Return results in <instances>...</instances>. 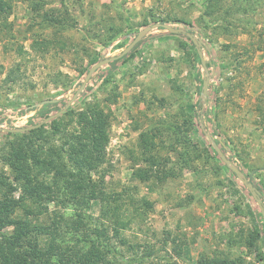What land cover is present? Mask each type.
<instances>
[{"label": "rangeland", "instance_id": "374dc122", "mask_svg": "<svg viewBox=\"0 0 264 264\" xmlns=\"http://www.w3.org/2000/svg\"><path fill=\"white\" fill-rule=\"evenodd\" d=\"M87 109L107 115L91 173L104 200L63 192L14 218H62L58 244L98 228L112 251L97 264H264V219L243 182L264 206V0H0V180L13 182L11 145L72 149Z\"/></svg>", "mask_w": 264, "mask_h": 264}, {"label": "trees", "instance_id": "16d2710c", "mask_svg": "<svg viewBox=\"0 0 264 264\" xmlns=\"http://www.w3.org/2000/svg\"><path fill=\"white\" fill-rule=\"evenodd\" d=\"M127 57L114 62V65H119ZM75 117L79 129L74 133L75 146L72 149L51 147L48 141L31 150L24 143L10 146L7 164L12 170L13 182L0 180V186L7 185L0 200V264H97L101 262L102 253L112 251L99 240L103 233L98 228L93 230L96 238L85 236L76 243L58 244L62 218H53L41 226L30 225L25 218H14L16 209L26 201L31 206L46 209L48 203H57L63 192L64 196L72 199L89 196L100 202L104 200L100 185L102 178L95 183L91 173L97 174L103 164L108 141L107 115L102 109H87ZM32 133L42 135L48 132L42 127ZM43 139L45 136L42 135L40 140ZM65 158L73 169L64 163ZM18 190L20 194L15 198L12 193ZM79 219L81 221L70 225L80 231L82 222L88 219L82 216ZM67 224L65 228L69 226ZM8 227L13 230L3 231ZM80 244H83V250L79 248ZM204 264L222 262L208 261Z\"/></svg>", "mask_w": 264, "mask_h": 264}, {"label": "water", "instance_id": "95a60500", "mask_svg": "<svg viewBox=\"0 0 264 264\" xmlns=\"http://www.w3.org/2000/svg\"><path fill=\"white\" fill-rule=\"evenodd\" d=\"M170 32H173L175 34H183L182 31L180 30H175V29H172V28H167ZM144 33V32H142ZM140 36H141V33L136 37V39L133 40V42L121 53L119 54L118 56H115L113 58H109V59H105V60H102L100 62H98L97 64H95L88 72L87 76L85 77L84 79V82L81 84V86L79 87V89L75 92V95H74V99L84 90L85 88V85L87 84V82L89 81L90 77L92 76L93 72L96 71L98 68H100L101 66L109 63V62H112V61H115V60H118V59H121L123 58L124 56H126L132 49L133 47L137 44V42L139 41L140 39ZM190 38H192L190 35H188ZM200 54V53H199ZM200 58H201V54H200ZM201 62H202V66H205L204 65V61L203 59L201 58ZM205 69V68H204ZM204 92H206V82H204ZM72 102V100H71ZM70 102V103H71ZM223 158V157H222ZM225 162H228L227 160L223 159ZM234 172L237 174V176L239 177V174H238V171L233 168ZM243 182L250 188L251 190V193L253 195V197L255 198L259 208H260V212H261V215L264 219V206H263V202L261 200V197L257 191V189L251 184V183H247L246 180H243Z\"/></svg>", "mask_w": 264, "mask_h": 264}]
</instances>
